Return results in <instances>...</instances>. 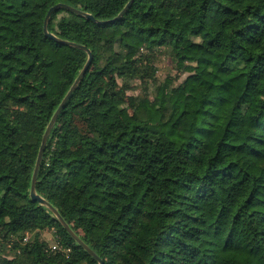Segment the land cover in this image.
<instances>
[{
	"label": "trees",
	"instance_id": "1",
	"mask_svg": "<svg viewBox=\"0 0 264 264\" xmlns=\"http://www.w3.org/2000/svg\"><path fill=\"white\" fill-rule=\"evenodd\" d=\"M129 1L0 0V264H99L30 195L88 59L44 22L58 3L109 21ZM97 21L50 17L93 59L37 193L104 264H264V0H135ZM162 56L187 74L177 85L158 81Z\"/></svg>",
	"mask_w": 264,
	"mask_h": 264
},
{
	"label": "water",
	"instance_id": "2",
	"mask_svg": "<svg viewBox=\"0 0 264 264\" xmlns=\"http://www.w3.org/2000/svg\"><path fill=\"white\" fill-rule=\"evenodd\" d=\"M134 1L135 0H130L127 3V5L124 7V9L119 13V15L117 17H115L114 19L109 20V21H97L92 14L80 11V10L75 9V8H73L67 4H64V3H58L49 9V11L46 15V18H45V22H44V32L46 35H48L51 39L58 41L60 43H63V44L69 45V46H74V47L81 48V49L85 50L88 53V59H87L86 64L84 65L83 69L81 70L80 74L75 79L73 85L69 89L68 93L66 94V96L64 97V99L62 100L60 105L58 106L57 110L53 114V116H52V118H51V120H50V122L46 128V131L43 135L42 143H41V146L39 149V153H38V157H37V161H36V165H35V169H34V173H33L30 195H31L32 200L38 201L41 205L49 208L54 213L56 219L62 224V226L66 229V231L71 235V237L75 241H77V243L79 245H81L86 251H88L92 256H94L99 261V264H104L103 260L100 257H98V255L80 238V236L72 229V227L66 222V220L63 218V216L59 213V211L51 203H49L45 198H43L41 195H39L36 191V183H37L38 173H39V169L41 167L43 154L45 152L46 144H47L49 135L51 133V130H52L54 124L56 123V120H57L58 116L60 115L61 111L64 109L68 100L70 99V97L72 96V94L74 93L76 88L78 87L79 83L84 78V76H85V74H86V72H87V70H88V68L92 62V59H93L92 51L89 48H87L86 46L81 45V44H77V43H74L71 41L62 40V39L56 37L55 35H53L52 33H50L48 31V23H49V20H50L52 13L55 10L60 9V8H66L68 10L74 11L76 13H79V14L87 17L88 19H92L93 21H95V22L97 21V22L102 23V24H105L107 22L113 23V22L117 21L118 19H120L129 10V8L133 5Z\"/></svg>",
	"mask_w": 264,
	"mask_h": 264
},
{
	"label": "rangeland",
	"instance_id": "3",
	"mask_svg": "<svg viewBox=\"0 0 264 264\" xmlns=\"http://www.w3.org/2000/svg\"><path fill=\"white\" fill-rule=\"evenodd\" d=\"M187 74L178 69L176 64L170 60L167 56L158 57L157 60V79L159 82L165 81L166 78L170 79L175 85L180 83ZM118 85L121 89L125 90L127 95H145L147 93L148 85L141 83L138 80L134 81H123L122 79L118 80ZM150 90V88H149ZM43 238L46 239L51 245L54 244L52 239V234L44 232Z\"/></svg>",
	"mask_w": 264,
	"mask_h": 264
},
{
	"label": "built area",
	"instance_id": "4",
	"mask_svg": "<svg viewBox=\"0 0 264 264\" xmlns=\"http://www.w3.org/2000/svg\"><path fill=\"white\" fill-rule=\"evenodd\" d=\"M29 239V236L27 235L25 238H24V240L25 241H27ZM51 250L52 251H61V252H63V253H66V252H68V250L69 249H62V247L58 244V243H54L52 246H51Z\"/></svg>",
	"mask_w": 264,
	"mask_h": 264
}]
</instances>
